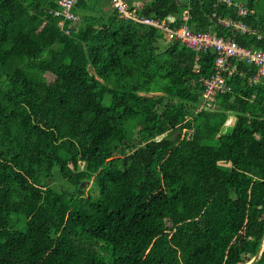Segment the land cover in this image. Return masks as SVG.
Wrapping results in <instances>:
<instances>
[{"label":"trees","instance_id":"1","mask_svg":"<svg viewBox=\"0 0 264 264\" xmlns=\"http://www.w3.org/2000/svg\"><path fill=\"white\" fill-rule=\"evenodd\" d=\"M58 2L0 0V264H248L264 243L258 68L230 59L229 90L208 102L213 51L120 19L110 0H79L66 34ZM131 12L173 28L187 14L194 31L264 50V0Z\"/></svg>","mask_w":264,"mask_h":264},{"label":"built area","instance_id":"2","mask_svg":"<svg viewBox=\"0 0 264 264\" xmlns=\"http://www.w3.org/2000/svg\"><path fill=\"white\" fill-rule=\"evenodd\" d=\"M132 0H110V7L118 14L120 19L133 20L136 23L150 26L159 30L167 41L179 40L189 48L200 53L213 51L216 54L215 71L209 78L202 80L204 88V97L208 102H215L216 98L225 94L229 87L226 82V74L231 75L234 72L230 64V59H241L248 64H253L258 68V74L255 81L258 82L264 77V50L244 48L233 39L219 37L212 31L198 32L194 31L187 23L189 16H183L184 24L173 28L168 22L161 21L153 17L140 16L131 12ZM231 3V0H221ZM79 0H59L58 9L53 11L54 17L59 20L60 28L70 34L71 30L66 28L67 22L78 24L81 17L76 12ZM239 14L248 15V10L244 5L238 4ZM227 26L234 25L237 30L246 32L248 28L241 24H234L231 20L221 22Z\"/></svg>","mask_w":264,"mask_h":264},{"label":"rangeland","instance_id":"3","mask_svg":"<svg viewBox=\"0 0 264 264\" xmlns=\"http://www.w3.org/2000/svg\"><path fill=\"white\" fill-rule=\"evenodd\" d=\"M234 1H242V2H244L245 0H234ZM78 27H79V25H78ZM150 96H152V95H150ZM81 169H84V165H81ZM63 183H64V181L62 179L56 178L55 179V184H53V185L58 190H69L70 191L71 188L69 189L68 186L63 184ZM85 186L88 187L90 185H89V183H85ZM88 189L92 193V195L95 196V198L100 197V193L97 190H94L92 187H89ZM102 253L106 255L107 252L104 250Z\"/></svg>","mask_w":264,"mask_h":264},{"label":"water","instance_id":"4","mask_svg":"<svg viewBox=\"0 0 264 264\" xmlns=\"http://www.w3.org/2000/svg\"><path fill=\"white\" fill-rule=\"evenodd\" d=\"M263 252H264V243L262 244L258 254L248 264H253L254 262H256L261 257Z\"/></svg>","mask_w":264,"mask_h":264},{"label":"crops","instance_id":"5","mask_svg":"<svg viewBox=\"0 0 264 264\" xmlns=\"http://www.w3.org/2000/svg\"><path fill=\"white\" fill-rule=\"evenodd\" d=\"M109 9V7H105V10H108ZM97 10H99L97 7H95V10H94V12H96Z\"/></svg>","mask_w":264,"mask_h":264}]
</instances>
